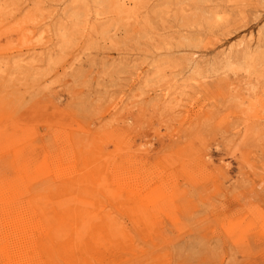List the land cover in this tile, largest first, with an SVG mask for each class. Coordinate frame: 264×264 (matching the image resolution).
I'll return each mask as SVG.
<instances>
[{"label": "rangeland", "instance_id": "obj_1", "mask_svg": "<svg viewBox=\"0 0 264 264\" xmlns=\"http://www.w3.org/2000/svg\"><path fill=\"white\" fill-rule=\"evenodd\" d=\"M0 99L35 162L95 139L173 198L107 197L126 238L97 264H264V0H0Z\"/></svg>", "mask_w": 264, "mask_h": 264}, {"label": "bare ground", "instance_id": "obj_2", "mask_svg": "<svg viewBox=\"0 0 264 264\" xmlns=\"http://www.w3.org/2000/svg\"><path fill=\"white\" fill-rule=\"evenodd\" d=\"M247 36L249 42L254 38L252 31ZM242 46L244 42L238 44ZM4 103L0 99V159L6 154L12 159L11 171L0 170V264L102 263L105 253L126 238L107 197L117 211L126 205L139 213L137 221L147 222L146 204L162 211L172 203L173 198L163 200V190L162 196L143 194L138 172L125 174L122 163L95 149V139L79 148L83 140L68 135L70 149L64 157L41 146L42 159L35 162L34 134L9 116ZM121 147L119 140L117 149ZM127 194L130 205L125 204Z\"/></svg>", "mask_w": 264, "mask_h": 264}]
</instances>
